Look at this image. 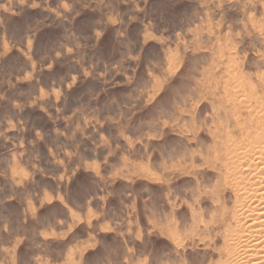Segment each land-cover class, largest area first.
I'll return each instance as SVG.
<instances>
[{"label":"rangeland","instance_id":"obj_1","mask_svg":"<svg viewBox=\"0 0 264 264\" xmlns=\"http://www.w3.org/2000/svg\"><path fill=\"white\" fill-rule=\"evenodd\" d=\"M260 100L264 0H0V264H236Z\"/></svg>","mask_w":264,"mask_h":264},{"label":"bare ground","instance_id":"obj_2","mask_svg":"<svg viewBox=\"0 0 264 264\" xmlns=\"http://www.w3.org/2000/svg\"><path fill=\"white\" fill-rule=\"evenodd\" d=\"M259 104L261 108L250 120L253 126L246 119L239 123L240 134L246 133L228 166L230 177L249 184L245 189L252 202L250 209L242 211V244L236 264H264V104ZM230 139L227 135L229 145L235 146Z\"/></svg>","mask_w":264,"mask_h":264}]
</instances>
